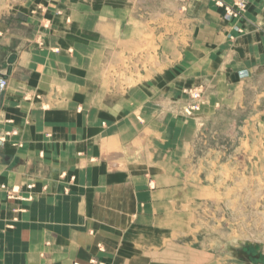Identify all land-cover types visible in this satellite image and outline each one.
<instances>
[{"label":"crops","instance_id":"1","mask_svg":"<svg viewBox=\"0 0 264 264\" xmlns=\"http://www.w3.org/2000/svg\"><path fill=\"white\" fill-rule=\"evenodd\" d=\"M166 1L0 0V76L8 79L0 137L17 131L0 143V264H222L213 249L181 242L192 190L184 179L199 121L238 109L249 87L264 88V0H250L247 24L224 20L211 0L188 1L187 14L209 29L215 16L223 34L245 29L224 71L197 74L191 56L194 72L183 77L160 70L163 54L137 85L109 78L104 65L133 52ZM208 32L205 47H216L205 69L225 53ZM199 77L210 86L207 103L198 117L179 116L171 106L181 85ZM12 188L19 197L10 198Z\"/></svg>","mask_w":264,"mask_h":264},{"label":"rangeland","instance_id":"2","mask_svg":"<svg viewBox=\"0 0 264 264\" xmlns=\"http://www.w3.org/2000/svg\"><path fill=\"white\" fill-rule=\"evenodd\" d=\"M188 1L178 0L175 10L173 2L167 0L162 6L164 10L152 16L150 24L153 28L138 41V47L135 45L128 56L124 48L119 58L120 64H105V74L109 78L114 74L122 86L137 85L143 79L142 69L150 73L153 69L157 70V60L163 54L166 65L160 70L173 68L180 71L183 77H189L190 71L194 72L190 70L195 64L190 61L191 56L197 59V74H205L212 69L224 71L225 63L231 57L229 44L239 34H244L245 29L241 27L235 34H223L224 28L220 23H224V20L250 23L247 15L250 3L247 10L232 19H228L225 13L224 20L214 15L213 29H209L206 26L208 20H194L187 14L190 10ZM213 2L225 12L224 6ZM208 31L214 36L212 44L218 42L220 48H225V53L221 63H215L214 67L206 66L205 69L204 60L214 53L216 47H205ZM196 39L199 45L203 43V47L192 46ZM225 39L227 42L224 44ZM174 59L177 63H174ZM135 69L138 70V79L132 72ZM126 70L129 72L126 73ZM181 86L180 97L173 101L175 105L179 104L176 108L171 106V110L179 116L198 117L211 94L210 86L201 77L196 83ZM200 86L205 88L204 98L189 115L191 100L185 90ZM242 98L239 108L226 112L225 116L199 121L201 130L197 149L191 162V172L184 179L192 190L187 192L191 206L183 207V212H189V221L183 225L181 242L213 249L215 257L222 264H247L253 261L243 259L232 249L239 246L233 239L235 236L245 235V250H261L260 253L264 255L261 248L263 241L257 240L264 238V88L249 87ZM261 260L254 259L253 264H263L264 259Z\"/></svg>","mask_w":264,"mask_h":264},{"label":"built area","instance_id":"3","mask_svg":"<svg viewBox=\"0 0 264 264\" xmlns=\"http://www.w3.org/2000/svg\"><path fill=\"white\" fill-rule=\"evenodd\" d=\"M188 1V0H183ZM197 2H202L205 0H194ZM217 5L224 6L225 7V16L228 19H232L234 17H237L239 14L243 13L245 10H247L250 0H213ZM8 86V79L4 76H0V91H4ZM190 95V105H189V115L192 114L193 111H195L198 108V103L204 98L205 95V88L204 86H200L199 88H194L191 90H185ZM174 108V107H173ZM175 110V109H174ZM177 110V109H176ZM17 131L13 130L11 132L5 133L3 136L0 137V143L5 144L8 141L9 136H12L16 134ZM20 144V143H17ZM2 187H5L2 185ZM30 188L33 187V185H29ZM18 190L16 188H12L9 192L10 198H16L19 197L17 195ZM26 199H32V196H29Z\"/></svg>","mask_w":264,"mask_h":264},{"label":"water","instance_id":"4","mask_svg":"<svg viewBox=\"0 0 264 264\" xmlns=\"http://www.w3.org/2000/svg\"><path fill=\"white\" fill-rule=\"evenodd\" d=\"M245 245L241 244L239 248L233 247L232 249L237 251L239 254H243L244 256L250 258V259H260L261 257H264V255L262 256V254L260 253V251H254V252H250L244 249Z\"/></svg>","mask_w":264,"mask_h":264},{"label":"bare ground","instance_id":"5","mask_svg":"<svg viewBox=\"0 0 264 264\" xmlns=\"http://www.w3.org/2000/svg\"><path fill=\"white\" fill-rule=\"evenodd\" d=\"M254 237V236H253ZM252 237V238H253ZM245 238H246V236L244 235H240V236H235L233 239L238 243V245L240 246L241 244H243V245H247L246 244V241H245ZM251 238V237H250ZM262 240L263 242V245H264V238H262V237H259V238H257V240ZM254 242V241H253ZM259 242V241H258ZM255 244V243H254ZM263 245H262V250L264 249V247H263ZM239 246H236V248H239ZM244 249H245V247H244ZM264 251V250H263Z\"/></svg>","mask_w":264,"mask_h":264},{"label":"flooded vegetation","instance_id":"6","mask_svg":"<svg viewBox=\"0 0 264 264\" xmlns=\"http://www.w3.org/2000/svg\"><path fill=\"white\" fill-rule=\"evenodd\" d=\"M248 251V250H247Z\"/></svg>","mask_w":264,"mask_h":264}]
</instances>
